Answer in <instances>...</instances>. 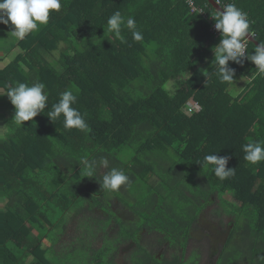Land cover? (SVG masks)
Here are the masks:
<instances>
[{"label":"trees","instance_id":"trees-1","mask_svg":"<svg viewBox=\"0 0 264 264\" xmlns=\"http://www.w3.org/2000/svg\"><path fill=\"white\" fill-rule=\"evenodd\" d=\"M218 1L255 34L246 57L225 62L184 0H2L30 28L0 66V264H53L50 231L73 209L86 264H200L191 234L216 201L213 264H264V0Z\"/></svg>","mask_w":264,"mask_h":264},{"label":"rangeland","instance_id":"rangeland-1","mask_svg":"<svg viewBox=\"0 0 264 264\" xmlns=\"http://www.w3.org/2000/svg\"><path fill=\"white\" fill-rule=\"evenodd\" d=\"M2 0H0V28H5L3 35L6 43L9 45L11 43L12 51L7 54V56L1 61L0 66H5L9 62L13 61L14 58L18 55L19 49L15 47L16 43L21 39L26 32L29 30L30 25H21L16 20V14L14 9L10 11H5L2 8ZM64 47H62L63 49ZM2 50L0 49V56H2ZM58 51L55 52L57 55ZM5 96V95H4ZM7 98V95H6ZM7 110H10L8 106L5 107ZM109 115H104L103 120L105 123L107 121H112V118ZM133 152L130 150H124L122 152L121 158L124 161H127L131 158ZM216 201V200H214ZM217 207V201L211 203L203 212V216L197 224V227L192 231V243L199 245L202 249L203 259L200 264H213V259L215 258L216 253L218 252L220 246L226 239L227 233L225 232L226 227L219 222L214 215V210ZM82 211L78 212L73 209L68 215H66L62 220L58 222L56 228L50 231V238L58 245L59 249L51 251L48 253V257L53 264H86L85 257L87 252L82 249L87 242L85 237H80L79 234L81 231L89 229V226L86 229L87 223L81 222L80 217ZM91 213V212H90ZM93 216V215H92ZM130 218V216H128ZM73 220H75L74 223ZM78 220V221H77ZM71 221V225L68 229L67 236H73L67 241V236L64 237L63 242L58 241L62 238L65 232V224ZM84 221V220H82ZM93 222L101 223L100 221L92 220ZM226 223L230 221L229 218L225 219ZM84 223V224H83ZM99 229V228H96ZM104 229H107L106 226ZM81 230V231H80ZM95 230V229H94ZM59 235V236H58ZM106 239V235L103 237ZM67 241V242H66ZM62 242V243H61ZM108 246H113L117 242L115 238H107Z\"/></svg>","mask_w":264,"mask_h":264},{"label":"built area","instance_id":"built-area-1","mask_svg":"<svg viewBox=\"0 0 264 264\" xmlns=\"http://www.w3.org/2000/svg\"><path fill=\"white\" fill-rule=\"evenodd\" d=\"M184 1L189 5L190 11L192 13L197 12L202 17L208 18V20L211 21L210 32L213 35L223 37L225 44H226V51H227V56L224 59L225 62H227L230 57H246L247 56L248 49H249V42H250L247 38L240 37L236 39V36L234 35L225 37L224 32L229 30L231 26H233L229 21L227 20H225L224 22L214 21L215 16L214 15L207 16V13L203 9L198 8V6L195 3V0H184ZM217 2L219 3V1ZM251 35L255 37V34L251 33ZM263 61H264V54L256 58L254 62L255 66L258 69H261V64L263 63ZM200 110H201L200 105L194 100H190L185 108V112L188 115L197 113Z\"/></svg>","mask_w":264,"mask_h":264},{"label":"water","instance_id":"water-1","mask_svg":"<svg viewBox=\"0 0 264 264\" xmlns=\"http://www.w3.org/2000/svg\"><path fill=\"white\" fill-rule=\"evenodd\" d=\"M210 5L215 8L218 12H220L225 20L229 21L234 27H236L241 34L247 38L250 42L258 45L256 39L254 36L251 35V33H249L247 31V29H245L242 25H240L235 18L222 6L220 5L218 2H216L215 0H208ZM259 48L261 49V51L264 53V47L259 45Z\"/></svg>","mask_w":264,"mask_h":264},{"label":"crops","instance_id":"crops-1","mask_svg":"<svg viewBox=\"0 0 264 264\" xmlns=\"http://www.w3.org/2000/svg\"><path fill=\"white\" fill-rule=\"evenodd\" d=\"M217 1H218V0H217ZM220 40H223V37L218 36L217 39H216V41H215V43H214V45H215L216 43H218V41H220ZM190 100H193V99H190ZM190 100H189V101H190ZM189 101H188V102H189ZM113 199H114V197H113ZM111 208H112V211H114L116 215H118L119 217H122L124 220L132 219V218H133L132 213L128 210V208L126 207V205H125L124 203L122 204V203H121L120 201H118V200H115V201H114V204L111 206ZM95 214L100 215V216L102 217V212H101V210H97ZM128 216H130V218H128ZM81 217H82V215H81ZM74 222H75V220H73L72 223H74ZM72 223H71V221H70V222L68 223V225H69V224L71 225Z\"/></svg>","mask_w":264,"mask_h":264},{"label":"clouds","instance_id":"clouds-1","mask_svg":"<svg viewBox=\"0 0 264 264\" xmlns=\"http://www.w3.org/2000/svg\"><path fill=\"white\" fill-rule=\"evenodd\" d=\"M217 2V1H216ZM219 4H220V2H219ZM221 5V4H220ZM264 47V46H263ZM263 53V52H262ZM264 54V53H263ZM195 101V100H194Z\"/></svg>","mask_w":264,"mask_h":264}]
</instances>
